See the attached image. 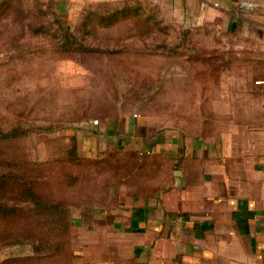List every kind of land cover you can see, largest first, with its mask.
<instances>
[{
  "label": "rangeland",
  "instance_id": "rangeland-1",
  "mask_svg": "<svg viewBox=\"0 0 264 264\" xmlns=\"http://www.w3.org/2000/svg\"><path fill=\"white\" fill-rule=\"evenodd\" d=\"M167 12L150 0L67 21L54 0H0V264H79L96 207L131 175L112 137L82 148L108 118L202 136L259 124L245 113L259 104L261 55L238 54L214 26L177 32Z\"/></svg>",
  "mask_w": 264,
  "mask_h": 264
},
{
  "label": "crops",
  "instance_id": "crops-1",
  "mask_svg": "<svg viewBox=\"0 0 264 264\" xmlns=\"http://www.w3.org/2000/svg\"><path fill=\"white\" fill-rule=\"evenodd\" d=\"M54 1L67 21L87 8L150 2ZM159 2L170 11L164 25L177 32L214 26L238 39L232 50L264 62V0ZM246 82L252 85L240 84ZM251 90L259 104L245 116L256 119L255 127L202 136L131 112L81 137L85 151L102 149L112 137L131 155V175L112 202L96 207L79 264H264V85Z\"/></svg>",
  "mask_w": 264,
  "mask_h": 264
},
{
  "label": "built area",
  "instance_id": "built-area-1",
  "mask_svg": "<svg viewBox=\"0 0 264 264\" xmlns=\"http://www.w3.org/2000/svg\"><path fill=\"white\" fill-rule=\"evenodd\" d=\"M256 84H258V85H264V79H258L256 81ZM94 122L97 123L98 121H94Z\"/></svg>",
  "mask_w": 264,
  "mask_h": 264
}]
</instances>
